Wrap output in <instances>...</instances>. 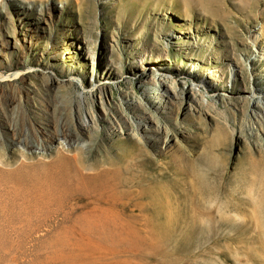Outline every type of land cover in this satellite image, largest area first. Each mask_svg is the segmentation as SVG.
I'll list each match as a JSON object with an SVG mask.
<instances>
[{
    "label": "rangeland",
    "instance_id": "374dc122",
    "mask_svg": "<svg viewBox=\"0 0 264 264\" xmlns=\"http://www.w3.org/2000/svg\"><path fill=\"white\" fill-rule=\"evenodd\" d=\"M0 76V264H264V0H0Z\"/></svg>",
    "mask_w": 264,
    "mask_h": 264
},
{
    "label": "bare ground",
    "instance_id": "6f19581e",
    "mask_svg": "<svg viewBox=\"0 0 264 264\" xmlns=\"http://www.w3.org/2000/svg\"><path fill=\"white\" fill-rule=\"evenodd\" d=\"M212 14V13H211ZM211 16V15H210ZM218 16V15H217ZM9 57V56H8ZM25 75V74H24ZM17 76V75H16ZM13 78H17V77H13ZM13 78H10V76H0V94H2V96H3V98L5 99V100H9V95L11 94H9V92L6 90H4L3 89V84L5 85V87L6 88H13L14 87V83H12L10 80L11 79H13ZM1 96V95H0ZM59 173H56L54 176H53V181H55L56 180V182H63L62 180L64 179L63 177H62V175H58ZM3 175V174H2ZM108 175V174H107ZM113 176V175H112ZM110 177V176H109ZM106 178V177H105ZM104 178V179H105ZM113 178H116V177H113ZM103 179V178H102ZM118 179V178H117ZM82 180H83V178H82ZM94 180V179H93ZM107 180V179H106ZM48 181V179H45V182H47ZM103 181V180H102ZM111 181H112V177H111ZM114 181V180H113ZM100 182V181H99ZM135 183V182H134ZM105 184H106V182H105ZM139 184V183H138ZM100 185H104V184H100ZM113 185V184H112ZM117 185V184H116ZM125 185V184H124ZM136 185V184H135ZM109 186H110V184H109ZM127 186V185H126ZM115 187V186H114ZM121 187H124V186H121ZM134 187H136V186H134ZM100 188V187H99ZM119 188V187H118ZM128 188V187H127ZM126 188V189H127ZM137 188V187H136ZM141 188V187H140ZM140 188H137V189H140ZM104 189V188H103ZM102 189V190H103ZM108 189V188H107ZM122 189V188H121ZM129 189V188H128ZM130 189H131V187H130ZM146 189V188H145ZM148 189V188H147ZM146 189V190H147ZM110 190V189H109ZM133 189H131V191H132ZM161 190V189H160ZM95 191V190H94ZM104 191V190H103ZM113 191V190H112ZM129 192L130 194L132 193V192ZM149 191H151L150 190V188H149ZM164 191V190H163ZM121 192V191H120ZM124 192V191H123ZM145 192V191H144ZM106 193V192H105ZM114 193V192H113ZM134 193V192H133ZM141 195H143L142 194V192H139ZM147 193V192H146ZM150 193H152V191L151 192H149V194ZM154 193V192H153ZM152 193V194H153ZM106 194H108V193H106ZM105 194V195H106ZM122 194V193H121ZM120 194V195H121ZM124 194H125V192H124ZM128 194V192H126V194L124 195V197H126V195ZM148 194V193H147ZM155 194V193H154ZM146 195V194H145ZM138 196V195H137ZM148 196H150V195H148ZM158 196V195H157ZM142 198V196H139V198ZM153 197V196H152ZM159 197V196H158ZM132 198V197H131ZM138 198V197H137ZM149 198H151V197H149ZM106 199V198H105ZM124 199H126V198H124ZM147 199V198H146ZM153 199V198H152ZM123 200V199H122ZM132 200V199H131ZM155 200V197H154V199H153V201ZM158 199L156 198V201H157ZM124 201V200H123ZM129 201V200H128ZM135 201H137V199H135ZM152 201V200H151ZM129 203V202H128ZM151 203V202H150ZM150 203H148V204H150ZM104 204H105V201H104ZM108 204V203H107ZM126 204V203H125ZM133 205V204H132ZM137 205H138V203H137ZM139 205H141V203L139 202ZM151 205V204H150ZM155 205V204H154ZM153 205V206H154ZM129 206H130V204H129ZM146 207H147V205H145ZM152 206V205H151ZM128 207V206H127ZM133 207L134 208H137V206L135 207V205H133ZM139 207V206H138ZM143 207V206H142ZM146 207H144V208H146ZM126 208V207H125ZM126 210V209H125ZM130 210V209H129ZM146 211V210H145ZM132 213H133V211H132ZM138 216V215H137ZM140 216V215H139ZM142 216V215H141ZM132 217V216H131ZM134 217V216H133ZM136 217V216H135Z\"/></svg>",
    "mask_w": 264,
    "mask_h": 264
}]
</instances>
